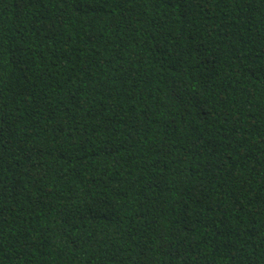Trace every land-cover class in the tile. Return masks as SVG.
I'll use <instances>...</instances> for the list:
<instances>
[{"label": "trees", "instance_id": "obj_1", "mask_svg": "<svg viewBox=\"0 0 264 264\" xmlns=\"http://www.w3.org/2000/svg\"><path fill=\"white\" fill-rule=\"evenodd\" d=\"M0 264H264V0H0Z\"/></svg>", "mask_w": 264, "mask_h": 264}]
</instances>
